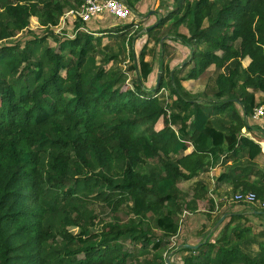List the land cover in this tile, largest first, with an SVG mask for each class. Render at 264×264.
I'll list each match as a JSON object with an SVG mask.
<instances>
[{"label": "trees", "instance_id": "1", "mask_svg": "<svg viewBox=\"0 0 264 264\" xmlns=\"http://www.w3.org/2000/svg\"><path fill=\"white\" fill-rule=\"evenodd\" d=\"M122 1L133 10L139 0ZM83 3L0 0V264H167L182 252L189 253L182 264H264V229L249 225H227L195 250L173 240L177 216L196 210L195 200L177 195L178 183L196 177L225 145L232 154L246 148L250 160L261 153L239 132L264 105L255 98L264 95V0H172L152 30L171 20L190 56L183 67L162 68L150 90L145 47L135 55L126 38L135 24L114 33L118 51L102 44L106 31H84L79 20L71 35L49 30ZM32 17L48 35L30 32ZM182 25L189 37L177 33ZM24 31L29 37L16 40ZM213 67L212 100L181 85ZM263 180L264 173L239 192L262 201Z\"/></svg>", "mask_w": 264, "mask_h": 264}, {"label": "rangeland", "instance_id": "2", "mask_svg": "<svg viewBox=\"0 0 264 264\" xmlns=\"http://www.w3.org/2000/svg\"><path fill=\"white\" fill-rule=\"evenodd\" d=\"M77 9V8H72ZM173 9L172 0H139L137 4H135L134 9L132 10V15L128 20H116L114 17L110 16L109 14H102L98 18L92 19L91 21L87 22L86 24L81 25V27L85 31L90 32H100L106 31L103 39L102 44L107 47H111L114 51H118L121 45V38L119 39V35L114 36V33L118 34L121 28L125 25L135 24L133 25V29L127 35L126 38H133V51L135 55L141 51L143 47H145L146 57L145 60L149 61L153 66V73L151 76L150 81L146 84V88L148 90L151 89V86L155 84L157 81L158 75H160V70H162L165 62H167V66L172 70L187 60L189 57V48L186 47L179 39H175L174 31L172 29V21H166L163 26L158 29L152 30L155 25L159 22L161 18H164L168 15V13ZM68 10V9H67ZM66 11V10H65ZM77 18L69 17L65 19V21H61L59 19L57 27H52V30L55 34L65 33L67 35H71L74 32V24L77 22ZM30 32L37 35L43 36L48 35L45 31L46 29L41 27L35 17L30 19ZM149 29V30H147ZM108 31V32H107ZM177 33L184 37H189V32L187 27L182 25L178 28ZM29 37L28 32H21L15 39L23 41L24 39ZM50 45H52V39H48ZM4 43H0V46ZM126 52L130 50V45H126ZM119 64L121 67L126 71L127 67L130 65V62H123V55L120 56ZM248 57L246 56L241 62L242 64H246ZM187 66L183 69L182 73L179 75L180 78L185 76V74L191 69L192 65L187 63ZM128 73V81L127 86L129 89H132V83L134 82L135 78L132 72ZM217 70L213 68L208 69L205 73H203L197 80H192L190 82H185V88L188 89L192 95L198 93L200 97L203 99H210L212 97V92L215 89V77L217 74ZM154 88V87H153ZM155 89V88H154ZM161 94H159L160 101L166 102L168 99L166 97L167 92L162 89ZM235 112L237 115H240L238 109L235 108ZM163 126V118L159 120L156 125V128H161ZM236 129H239V125H235ZM242 130V129H241ZM240 130V131H241ZM206 170V169H205ZM201 171L200 174H204V171ZM199 177V176H198ZM194 178L190 182L182 181L177 184V195L184 199L185 202H190L192 200L196 201V210L186 211L177 216V223L179 226V230L185 231L186 226L184 225H202L204 222V215H207L205 211L208 210L209 205L212 204L211 198H209L208 194H206L204 190V186L202 187V180L200 178ZM205 179V178H204ZM186 182V183H184ZM179 184H184L183 186ZM240 192L234 193L232 196L238 194ZM264 202L259 201L255 203L258 209H264L261 204ZM235 203V202H233ZM200 204V207H199ZM241 204V203H239ZM99 208H96V213H99ZM104 216L103 213L100 214ZM106 217V216H105ZM119 219L127 220V217L120 212ZM261 220L257 218L252 219L251 223L245 222L244 224H249L251 228L256 229L257 232L264 229V225H258ZM248 226V225H247ZM188 229V228H187ZM252 229V230H253ZM72 231V230H71ZM224 229H221L218 232V237L220 238L224 233ZM230 231H228L229 233ZM255 232V233H257ZM185 234V233H184ZM188 234V233H186ZM199 234V231H198ZM234 237V236H233ZM208 238V237H206ZM186 245V244H185ZM174 251V250H173ZM176 252V251H175ZM175 252H172L175 254ZM172 254V255H173ZM189 253L182 252L179 256L175 257L174 259L176 262L181 264L182 258L187 256ZM170 255L169 257H171ZM176 256V255H175ZM174 262V261H173Z\"/></svg>", "mask_w": 264, "mask_h": 264}, {"label": "crops", "instance_id": "3", "mask_svg": "<svg viewBox=\"0 0 264 264\" xmlns=\"http://www.w3.org/2000/svg\"><path fill=\"white\" fill-rule=\"evenodd\" d=\"M249 62L250 59L248 58L246 64H242V67L246 68ZM166 64L167 62H165L163 68L167 66ZM183 65L184 62L180 65V67H183ZM192 80L181 81V85L183 86V88L190 94L193 93L186 89L184 87V84L185 82H190ZM156 83L157 81L155 82L154 87ZM195 95L199 94L196 93ZM255 98L256 101H259L264 99V95L260 92H257L255 93ZM200 99L203 101L212 100V98L203 99L202 97H200ZM234 107L238 109L240 115H242L239 105L236 104L234 105ZM239 135L245 137L248 136L254 143L258 144L261 149L260 155H258L254 160H250L248 158V150L246 148L244 149L240 147V149L238 148L236 154H232V152L226 150L227 145H225L222 151L220 153H217L218 157L216 160H214L213 163L212 156H207V165L203 169H206L204 171V174H200L199 172L196 177L199 176L198 178L202 180V187H205L204 190L206 194H208L209 198H211L212 204L209 205L208 210L205 211L207 215H204L205 220L202 225H184L186 226L185 231L179 230L178 235L174 239V243L176 245L183 246L186 244L191 246H199L201 243L205 242V240L207 239L206 237H210V241L214 242V240H216L218 237V232L221 229L225 230L227 225H231V228H233L235 225H239L241 228H243L249 225L244 224L245 222L251 223L252 219L254 218L261 220V224L258 225H264V221L260 217H257L261 213V208L258 209L255 204L246 205L232 202V195L234 193L244 190V186L258 185L262 173H264V134L260 123L252 120L251 117L248 118L246 127L242 128V130L239 132ZM191 151L192 148L189 147L184 155L189 154ZM242 167L248 169L247 175L240 176L238 170ZM194 178L186 180V182H190ZM179 185L183 186L184 184ZM224 215H226L224 220L214 229L218 220ZM253 231L257 232L256 229H253ZM179 255L180 253L176 254V256L174 257H171V264H179L174 259ZM180 263L182 264V262Z\"/></svg>", "mask_w": 264, "mask_h": 264}, {"label": "built area", "instance_id": "4", "mask_svg": "<svg viewBox=\"0 0 264 264\" xmlns=\"http://www.w3.org/2000/svg\"><path fill=\"white\" fill-rule=\"evenodd\" d=\"M102 14H109L116 20L122 21L131 17L132 10L122 0H84V3L79 8L67 10L60 19L65 21L69 17H74V19L77 18L81 23L86 24ZM81 29L84 30L83 28ZM251 119L259 122L264 131V105L254 108ZM232 202L253 205L259 201L254 193L249 192L234 195ZM261 206L264 208V202Z\"/></svg>", "mask_w": 264, "mask_h": 264}, {"label": "water", "instance_id": "5", "mask_svg": "<svg viewBox=\"0 0 264 264\" xmlns=\"http://www.w3.org/2000/svg\"><path fill=\"white\" fill-rule=\"evenodd\" d=\"M147 30H149V29H147ZM159 79H160V75H158V77H157V83H156V85H155V87L154 88H156L157 87V85H158V82H159ZM226 217V215H224L223 217H221L219 220H218V222L216 223V225H215V227H214V229L224 220V218ZM197 247L198 246H191V245H183V248L184 249H191V250H195V249H197ZM179 249V247H177L174 251H172V252H175V251H177ZM166 262H167V264H171L170 262H169V258L167 257L166 258Z\"/></svg>", "mask_w": 264, "mask_h": 264}]
</instances>
